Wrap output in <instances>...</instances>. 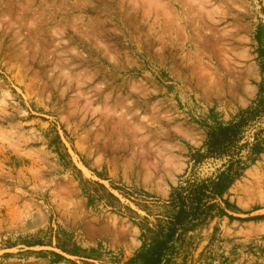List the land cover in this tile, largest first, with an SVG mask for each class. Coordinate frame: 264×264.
<instances>
[{
  "label": "rangeland",
  "instance_id": "1",
  "mask_svg": "<svg viewBox=\"0 0 264 264\" xmlns=\"http://www.w3.org/2000/svg\"><path fill=\"white\" fill-rule=\"evenodd\" d=\"M263 54L264 0H0V264H140ZM242 161L166 264H264V149Z\"/></svg>",
  "mask_w": 264,
  "mask_h": 264
},
{
  "label": "trees",
  "instance_id": "2",
  "mask_svg": "<svg viewBox=\"0 0 264 264\" xmlns=\"http://www.w3.org/2000/svg\"><path fill=\"white\" fill-rule=\"evenodd\" d=\"M261 80L255 100L231 122L219 125L207 135L203 148L192 154L189 172L170 193L173 214L167 231L154 248L141 255L140 264H166L176 252L182 232L203 221L214 201L221 198L232 182L235 166L253 160L264 149V54L260 56ZM227 158L216 174L205 179L196 169L209 159ZM222 169V170H221Z\"/></svg>",
  "mask_w": 264,
  "mask_h": 264
},
{
  "label": "water",
  "instance_id": "3",
  "mask_svg": "<svg viewBox=\"0 0 264 264\" xmlns=\"http://www.w3.org/2000/svg\"><path fill=\"white\" fill-rule=\"evenodd\" d=\"M227 162V158L222 159H209L202 162V164L196 169L197 173H200L202 170H218Z\"/></svg>",
  "mask_w": 264,
  "mask_h": 264
},
{
  "label": "bare ground",
  "instance_id": "4",
  "mask_svg": "<svg viewBox=\"0 0 264 264\" xmlns=\"http://www.w3.org/2000/svg\"><path fill=\"white\" fill-rule=\"evenodd\" d=\"M22 9V8H21ZM23 10V9H22ZM34 24V23H33ZM30 30V29H29ZM22 52V51H21ZM36 57V56H35ZM73 78V77H72Z\"/></svg>",
  "mask_w": 264,
  "mask_h": 264
}]
</instances>
